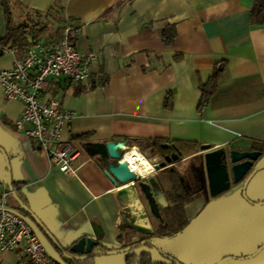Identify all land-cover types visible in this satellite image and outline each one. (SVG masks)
<instances>
[{
    "label": "crops",
    "instance_id": "1",
    "mask_svg": "<svg viewBox=\"0 0 264 264\" xmlns=\"http://www.w3.org/2000/svg\"><path fill=\"white\" fill-rule=\"evenodd\" d=\"M17 2L15 24L35 26L32 31H37L38 42H54L65 25L75 27L71 38L77 49L97 55L89 67L90 80L105 84L89 89L85 83L60 78L50 80L44 92L45 98L58 100L74 115L60 135L61 140L81 147L73 163L77 166L74 176H65L15 129L23 105L6 100L0 89V185L9 175L34 208L38 204L31 195L42 188L57 208L59 235L93 221L103 231L98 241L102 250L118 249L156 236L158 223L154 225L149 216L140 217L147 212L141 198L127 214L123 212L117 188L82 143L125 140L128 150L141 153L151 166L157 162L154 148L174 145L182 158L174 171L184 176L189 190H194L195 180L183 171L196 164L193 157L204 153L201 145L211 150H259L254 167H261L247 182L244 194L239 183L211 196L202 181L201 192L184 204L183 217L172 218L165 212L166 204H160L166 223L180 227L167 236L159 235L174 240L172 246L159 249L182 264H215L227 256L232 258L221 264H264V26L250 24L253 0ZM165 25H173L176 31L170 45L162 42ZM4 35L0 9V40ZM17 56L15 50L0 54V70L9 68ZM221 59L226 66L217 89L198 111V81H205ZM165 169L146 173L144 179L156 176L163 192L169 182L164 178L161 183L158 177L164 176ZM8 203L16 208L11 195ZM132 217L135 223L151 227L153 235L129 229ZM150 253L156 261L166 259L153 247ZM126 254L98 256L92 264H124ZM0 264L27 262L21 250L0 251Z\"/></svg>",
    "mask_w": 264,
    "mask_h": 264
},
{
    "label": "water",
    "instance_id": "2",
    "mask_svg": "<svg viewBox=\"0 0 264 264\" xmlns=\"http://www.w3.org/2000/svg\"><path fill=\"white\" fill-rule=\"evenodd\" d=\"M221 70V68H220ZM82 149L96 159L102 165L104 175L109 179L114 188H117V199L127 214L130 205L141 198L147 212L140 215L141 218H153L161 221L159 205H165L163 192L153 177L140 178L125 163L124 158L128 153L125 140L106 142H84ZM160 150H152L157 156V162L152 164L153 170L167 168L174 170V166L182 162L181 152L174 145L161 144ZM170 148L173 149L170 152ZM200 177L205 183L208 194L215 196L227 190L231 185L242 184L244 190L251 176L261 167H254V163L261 156L259 150H238L230 147L211 150L207 145H201ZM169 151V152H168ZM6 185L13 197L16 208L12 210L22 218L31 228L34 235L41 243L45 252L58 264H71V262L95 258L102 255L127 253L139 244L135 243L118 249L102 250L98 241L102 237V229L93 221H87L75 230H67L59 235L61 223L57 220L58 211L51 203L50 198L42 188H38L31 198L38 204L32 206L30 197L21 189L19 195L14 191L11 178L8 175ZM127 227L135 233L151 236L154 230L135 223L131 218ZM142 244H148L158 249L157 244L151 239H143ZM232 257H223L215 264H221Z\"/></svg>",
    "mask_w": 264,
    "mask_h": 264
},
{
    "label": "built area",
    "instance_id": "3",
    "mask_svg": "<svg viewBox=\"0 0 264 264\" xmlns=\"http://www.w3.org/2000/svg\"><path fill=\"white\" fill-rule=\"evenodd\" d=\"M76 28L65 25L61 37L51 43H41L30 34L33 44L18 56L9 68L0 70V89L6 100H19L22 111L14 122L20 133L32 140L50 163L65 176H74V161L81 153L80 145L61 140L63 126L73 118L58 100L45 98L50 80L67 79L90 85L89 67L97 59L94 52H80L71 41ZM138 176V175H137ZM139 176L140 178H146ZM10 191L6 183L0 185V251L21 250L27 264H58L43 249L30 226L8 203Z\"/></svg>",
    "mask_w": 264,
    "mask_h": 264
},
{
    "label": "trees",
    "instance_id": "4",
    "mask_svg": "<svg viewBox=\"0 0 264 264\" xmlns=\"http://www.w3.org/2000/svg\"><path fill=\"white\" fill-rule=\"evenodd\" d=\"M15 5L19 6L17 0H0V9L3 12L5 21V35L0 40V54L3 53V48L17 49L23 52L28 46L33 44L30 34H33V36L36 38L35 32L37 31H32V28H34L35 26L30 25L29 23L13 24V7ZM249 21L252 25L264 26V0H253L252 6L249 10ZM175 36L176 31L173 25H165L163 27L161 38L162 42L165 45H170L173 42ZM179 59V56H175V60ZM225 66L226 60L221 59L216 61L213 64L208 78L203 82L198 81L197 88L200 92V99L197 106L198 111H202L208 105L212 94L217 89L219 79L222 76ZM103 84H105L104 81L98 83L90 80V85L88 88L91 89L97 85ZM155 146H157V144ZM153 150L157 151L161 149L154 148ZM193 160L196 161V164H191V166H187V169H185L183 172H185L184 174L189 173L192 180L194 179L195 181L197 180L196 182L201 183L202 181L199 174L201 156L193 157ZM180 164L181 163H179V166ZM163 173L164 176L159 175V180L162 183V180L166 178L169 182V186H167L165 190L163 189L166 201L165 212L169 214V216H171L172 218L177 216L183 217L184 204L191 201L196 194H199L201 192V190L198 189L195 191V186L193 187L194 190H189L185 188V178L182 174L176 173L174 170L169 171L168 169H165ZM12 186L14 191L19 195V189L16 186V183L12 182ZM170 225L171 224L168 223L164 224L163 221L158 222L157 228L155 229L156 235H164V233H166L165 230ZM170 227L172 228V230H176V228L180 226L173 228V226L171 225ZM143 239L146 238H141L137 240L139 245L127 252V254L124 256V264H182L174 257L162 252L159 248V252L163 256H165L166 259L164 262L156 261L150 253V249L152 248V246L148 244H142L141 241ZM133 243H130L129 245ZM101 249H103L102 246ZM135 250H138V252H135ZM93 259L94 258H89L81 261H75L71 262V264H92Z\"/></svg>",
    "mask_w": 264,
    "mask_h": 264
},
{
    "label": "bare ground",
    "instance_id": "5",
    "mask_svg": "<svg viewBox=\"0 0 264 264\" xmlns=\"http://www.w3.org/2000/svg\"><path fill=\"white\" fill-rule=\"evenodd\" d=\"M124 161L128 167L138 176H145L146 173L153 171V167L150 165L147 159L135 149L130 151L128 150Z\"/></svg>",
    "mask_w": 264,
    "mask_h": 264
},
{
    "label": "rangeland",
    "instance_id": "6",
    "mask_svg": "<svg viewBox=\"0 0 264 264\" xmlns=\"http://www.w3.org/2000/svg\"><path fill=\"white\" fill-rule=\"evenodd\" d=\"M14 18V17H13ZM13 24H15V20L13 19ZM184 177V176H183ZM164 212L161 210L160 211V216H161V221H163L164 224H166V217L164 216ZM152 223L155 225L157 220H154L153 218H151ZM159 221H157L158 223ZM166 233H164V236H167L168 233L173 232L172 228L169 226L166 230ZM163 236H152L151 240L154 241L157 244V247L160 248L161 250L168 248L170 246H172L174 244V240H172V237L167 238V237H163L165 239H162ZM169 237V236H168Z\"/></svg>",
    "mask_w": 264,
    "mask_h": 264
},
{
    "label": "flooded vegetation",
    "instance_id": "7",
    "mask_svg": "<svg viewBox=\"0 0 264 264\" xmlns=\"http://www.w3.org/2000/svg\"><path fill=\"white\" fill-rule=\"evenodd\" d=\"M160 151H162V150H160ZM155 177H156V176H154V179H155ZM196 181H197V180H196ZM196 181H194V184L196 185V186H195V187H196L195 189L198 190V189L200 188V186H201V183L196 182ZM184 187L188 189V187H186L185 184H184ZM159 209H160V208H159ZM147 238H148V237H147ZM138 240H139V239H138ZM136 241H137V240H136Z\"/></svg>",
    "mask_w": 264,
    "mask_h": 264
}]
</instances>
